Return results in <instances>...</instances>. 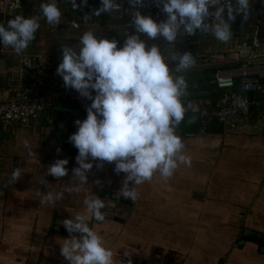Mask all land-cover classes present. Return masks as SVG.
<instances>
[{
    "label": "crops",
    "instance_id": "obj_1",
    "mask_svg": "<svg viewBox=\"0 0 264 264\" xmlns=\"http://www.w3.org/2000/svg\"><path fill=\"white\" fill-rule=\"evenodd\" d=\"M39 3L22 0L15 15H39ZM57 6L61 23L54 27L41 17L35 39L24 54L62 58L61 48L78 50L79 37L88 30L98 38L115 39L117 47L126 35L134 33L121 13L93 16L99 0H87L75 10L67 0H57ZM73 22L79 27L73 28ZM231 30L233 36L227 43L217 41L211 32L180 33L171 47L159 37L148 39L141 34L146 46L156 44L173 65L175 52L192 53L196 62L183 73L188 85L183 103L185 108L189 105V111H200V119L192 134L176 129L190 165H178L167 180L156 173L136 186L137 199L121 222L106 218L89 221L112 250L114 264H264L260 244L241 237L246 229L264 240V95H249L258 104L252 105L248 116L237 118L234 127L218 125L220 131L204 128L205 117L214 118L211 96L217 89L211 71L236 60V47L250 38L255 42L252 52L264 57V14L257 15L249 7L248 19L237 15ZM10 49L0 47L1 96L8 78L17 71ZM197 91L205 94L194 95ZM73 114L53 117L48 112L49 119L44 117L30 127L4 129L0 125V180L5 182L0 194V264H68L60 255V245L69 237L52 229L55 219L85 215L84 201L90 194L104 191L119 195L124 174L113 171L114 163L103 162L97 168V161H92L85 184L71 177L78 166L75 156L67 153L73 147L68 141ZM56 159L68 160V173L59 179L47 175L48 166ZM13 171L20 173L15 181ZM42 178L47 186L40 183ZM44 191L62 192L63 198L41 206L37 193Z\"/></svg>",
    "mask_w": 264,
    "mask_h": 264
},
{
    "label": "clouds",
    "instance_id": "obj_2",
    "mask_svg": "<svg viewBox=\"0 0 264 264\" xmlns=\"http://www.w3.org/2000/svg\"><path fill=\"white\" fill-rule=\"evenodd\" d=\"M143 2L128 0L133 8L134 33L126 35L120 47L115 39L98 38L93 31H84L78 40V50L61 48L62 59L56 68L65 88L91 101L86 107V118L74 121L76 131L68 137L77 149L78 166L72 169L71 177L85 184L92 161H97V168L103 162L114 163L113 171L124 174L118 196L132 201L138 196L136 186L150 181L154 174L167 180L178 165L191 163L176 129L186 114L182 97L188 85L183 73L195 65V58L191 52H175L172 60L176 61L175 72L179 74L173 75L161 48L156 44L146 46L141 34L148 39L159 37L169 47L180 33L192 36L211 32L217 41L227 43L233 36L231 22L237 15L247 20L251 4V0H152L166 14L164 20L156 22L136 10L135 6ZM67 3L75 10L86 5L87 0H79V4L77 0H67ZM99 3L92 10L93 16L120 9L117 0ZM210 6L215 10L210 11ZM38 13L27 17L17 14L6 24L0 22V47L11 48L21 55L35 39L41 17L54 27L61 23L57 0H40ZM72 27L79 25L73 22ZM24 146L29 148L28 141H24ZM29 152L32 154L30 148ZM67 164V159H56L48 166L47 175L65 177ZM19 176L18 171H13L12 180ZM40 183L47 186L43 178ZM37 195L41 206L63 198L62 192L44 191ZM84 205L85 215L61 222L69 238L60 245V255L68 264H114L113 252L105 245L103 236L89 226L90 220H105L104 200L90 194Z\"/></svg>",
    "mask_w": 264,
    "mask_h": 264
},
{
    "label": "built area",
    "instance_id": "obj_3",
    "mask_svg": "<svg viewBox=\"0 0 264 264\" xmlns=\"http://www.w3.org/2000/svg\"><path fill=\"white\" fill-rule=\"evenodd\" d=\"M120 4L118 12L131 23L133 8L128 0H117ZM22 0H0L1 22L13 18L20 11ZM141 15L150 16L154 21L160 22L165 19L166 14L162 13L160 7L152 0H144L143 4L135 6ZM250 10L257 14H264V3L262 0H251ZM214 11V6H210ZM255 44V42H253ZM2 51V50H1ZM9 52L13 55L17 65V71L8 78L4 95H0V125L10 128L14 126L30 127L37 124L44 117L49 119L48 111L56 106L58 101L74 103L76 113L70 120L71 131H76L74 121L83 120L77 113L86 108L88 99L81 97L77 91L71 88L55 86L48 78L50 72L56 70L62 58L53 56L29 55L22 53L17 55L12 49ZM260 58L251 52L245 59L237 57L233 62L240 65L235 68L218 70L213 77V83L219 91V95L212 106L211 114L221 124L227 127H234L237 118L246 117L251 113L252 105L256 100L250 98V94L264 95V64H250L249 59ZM170 72H175L174 65L164 58ZM239 79L240 92L235 85ZM182 97V102H183ZM258 104V102L256 103ZM186 107V111L188 110Z\"/></svg>",
    "mask_w": 264,
    "mask_h": 264
},
{
    "label": "water",
    "instance_id": "obj_4",
    "mask_svg": "<svg viewBox=\"0 0 264 264\" xmlns=\"http://www.w3.org/2000/svg\"><path fill=\"white\" fill-rule=\"evenodd\" d=\"M252 43H253V39L250 38L247 40V42L244 45L237 46L236 52H237L238 57H240L241 59L248 58L252 52V48H253ZM249 63L250 64H264V57H260L256 59H249ZM0 71H2V59L0 60ZM59 82L63 84L62 78L59 79ZM204 94L205 93L201 91L194 92V95H197V96L204 95ZM53 109L62 111V112L76 113L75 109L64 108L60 106H54ZM189 119L191 120V123H185V121H188ZM199 119H200V111H186L184 121H182L177 126V128L182 132H186L187 134H192L197 130ZM67 153L68 155L76 156L77 149L75 147H72L68 150ZM4 185H5V182L0 180V194L3 193L2 189L4 188ZM96 196L104 200L105 209L103 210L105 211L106 219L121 222L123 218L127 215V212L130 210V206L132 205V200L124 198L122 196H118L113 193L98 191ZM63 220L64 219H59V218L55 219L54 227L52 229L64 236L69 237L68 232L61 224ZM241 237L242 239H248V240H251L253 242L260 244L261 250L264 249V240L261 238V235L259 233L244 229L242 231Z\"/></svg>",
    "mask_w": 264,
    "mask_h": 264
},
{
    "label": "trees",
    "instance_id": "obj_5",
    "mask_svg": "<svg viewBox=\"0 0 264 264\" xmlns=\"http://www.w3.org/2000/svg\"><path fill=\"white\" fill-rule=\"evenodd\" d=\"M1 57L2 56L0 55V58ZM170 65H173V64L170 63ZM239 65H240L239 62H232V63L225 64V65H222V66H219V67L214 68L211 71V73L214 76V74L218 70L235 68V67H238ZM174 66H176V65H174ZM48 78L53 81V83L55 84V86H58V87H60V86L63 87L64 86L61 82H59V79L61 77L56 74V70L50 72L49 75H48ZM262 82L264 83V79H262ZM235 85H236V89L235 90H237L238 92H240V82H239V79H236L235 80ZM213 88L216 89L214 83H213ZM94 94L95 93H93V95ZM218 95H219V91L217 90V92H215L213 94V96H211L212 97L213 104L215 103V100H216V98H217ZM90 103H91V101L88 99L87 106L90 105ZM56 106H60V107H64V108H70V109H75L76 108V106H75L74 103H71V102H68V101H58V103L56 104ZM48 112L53 117H64V116H68L69 117V116H71L69 112H62V111L55 110L53 108H51ZM77 116H79L82 119L86 118V108L83 109V110H81V111H79L77 113ZM205 118H206V121L207 122L205 123L204 128L206 130H208V131H220L221 130V128L219 127L221 124L215 118H212V117L211 118L205 117Z\"/></svg>",
    "mask_w": 264,
    "mask_h": 264
},
{
    "label": "rangeland",
    "instance_id": "obj_6",
    "mask_svg": "<svg viewBox=\"0 0 264 264\" xmlns=\"http://www.w3.org/2000/svg\"><path fill=\"white\" fill-rule=\"evenodd\" d=\"M236 58H237V56H236ZM229 63H232V62H226V64H229Z\"/></svg>",
    "mask_w": 264,
    "mask_h": 264
}]
</instances>
